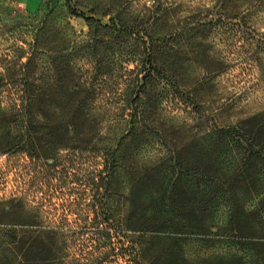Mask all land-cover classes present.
Masks as SVG:
<instances>
[{
	"label": "rangeland",
	"instance_id": "obj_1",
	"mask_svg": "<svg viewBox=\"0 0 264 264\" xmlns=\"http://www.w3.org/2000/svg\"><path fill=\"white\" fill-rule=\"evenodd\" d=\"M154 2L168 8L167 20L163 21L167 24L170 20L168 29L174 28L178 20L186 21L190 28L202 24L204 29L202 32L191 30L192 43L178 59V65L185 66L186 81L182 83L188 87L194 85L193 91L189 89L193 99L177 96L175 100L153 103L150 119H158L160 129L164 125L172 129L167 134L175 138L178 146L190 139L187 127L192 128L191 133H200L246 121H251L246 123L247 127L260 123L264 119V0H0V226L19 229L37 224L65 228L62 264L80 258L81 249L87 253L94 250L96 242L89 238L84 236L77 241L69 236L78 231L85 218L89 221L93 217L88 209L93 205L91 182L95 170L101 167L100 159L93 154L84 158L64 149L59 130L54 138L57 145L46 148V118L56 122L55 128L62 125L60 117L50 115L44 106L41 112L46 111L47 116L41 113L38 117L44 129L38 133L31 130L28 135L24 128L28 125L21 124L16 114L20 109L15 106L20 103V88L25 81L33 85L47 81V67L51 58L59 55L65 33L71 38L73 34L85 37L87 26L80 16H93L106 23L120 7L124 10L126 6L125 12H129L130 6L132 12L148 13ZM72 10L78 16L72 15ZM66 18L70 19L72 31L66 28ZM51 25L54 26L49 31L42 29ZM163 28L159 26V32ZM77 60L85 78L91 65L80 56ZM103 93L95 98L100 113L90 128L101 127L107 139H114L126 130L121 121L126 112L120 110L115 93L109 94L108 100H99ZM142 126L141 122L136 124L139 130ZM83 128L88 129L85 125ZM144 135L139 132L134 139L124 142L120 149L123 167L110 186L111 193L117 195V210L124 221V231L133 240H137L134 234L137 231L131 232L129 226L155 222L164 232L169 229L163 228V223L182 224L188 220L176 211H188V206H148V193L156 191L162 181L159 173L148 170L162 151L153 139ZM31 140L37 146L32 157L13 147L17 142L24 144ZM218 220L221 217L217 213L200 216L197 225L201 227L197 233L186 226L177 228L174 232L181 234L174 237L171 245L159 244L163 239L155 244L136 245L138 264H231L230 259L221 256L240 250L237 239H223L206 247L208 238L202 237L206 232L217 234L212 225ZM253 238L254 242L261 243L254 249V258L258 259L264 256V217L255 219ZM167 249L169 253L162 252ZM18 250L17 245L7 249L4 246L0 257H12ZM125 260L113 254L106 263L128 264ZM254 264L262 263L260 260Z\"/></svg>",
	"mask_w": 264,
	"mask_h": 264
},
{
	"label": "trees",
	"instance_id": "obj_2",
	"mask_svg": "<svg viewBox=\"0 0 264 264\" xmlns=\"http://www.w3.org/2000/svg\"><path fill=\"white\" fill-rule=\"evenodd\" d=\"M66 5L69 6L67 1ZM126 8L120 7L106 23L93 16H80L87 26L85 37L73 34L71 38L65 33L59 55L52 57L47 67V81L38 85L25 81L18 96L20 103L15 105L20 107L16 111L20 123L28 125L24 127L28 135L31 130L38 133L45 128L46 148L57 145L54 138L59 130L64 149L84 158L93 154L100 159L101 167L95 170L91 182L93 205L88 209L93 217L89 221L85 218L78 231L69 236L77 241L85 236L96 244L92 252L81 249L80 258L78 256L68 264H107L108 256L113 254L116 258L126 259L128 264H138L136 245L155 244L160 239H163L159 243L162 246L171 245L174 237L181 234L174 232L177 228L186 226L197 233L201 227L197 225L200 216L216 213L221 217L220 222L212 225L217 234L200 233L203 238H208L206 247L223 239H237L240 250L227 253L221 256L222 259H230L231 264H254L260 260L264 264V256L254 258L258 243L251 240L254 239L255 219L264 217V119L256 126L247 127L251 121H246L229 127H212L200 133H191L192 128L187 127L190 139L185 145L178 146L175 138L167 134L172 129L167 125L160 129L158 119H150V109L153 103L164 99L171 101L177 96L193 99L190 90H194V85L188 87L182 83L186 81V72L184 65H178V59L192 43L191 30L201 29L199 32H202L204 26L197 24L190 28L186 21L178 20L176 24L171 21L175 26L168 29L170 20L163 23L167 20L168 8L159 2L158 5L154 2L148 13L132 12L130 6L129 12H125ZM71 14L78 16L73 10ZM69 20L66 18V28L72 31ZM161 25L163 32H159ZM53 26L42 29L49 31ZM79 56L91 65L85 78L81 75ZM130 65L134 67L130 68ZM96 90L104 92L99 100H108L109 94L115 93L120 110L126 112L121 120L126 130L114 139H107L101 127L90 128L96 124L95 119L100 113L95 106V98L100 93ZM43 106L50 115L60 117L62 128H55L56 122L49 118H46V127L41 126L38 117L41 113L47 116L46 111L41 112ZM138 122L143 124L140 130L136 127ZM139 132L145 134L144 138L153 139L162 151L148 170L159 173L162 180L156 191L148 193V206H188V211L176 210L177 215L186 216L185 220H188L182 224L177 221L163 223L161 226L169 229L164 232L155 222L129 226L131 232L137 231L134 233L137 240H133L124 231V221L117 210V195L111 193L110 186L123 167L120 149L127 139H134ZM13 147L31 157L37 150L33 140L24 144L17 142ZM64 229L37 224L19 229L0 226V249L16 245L19 249L12 257L1 256L0 264H62L61 254L67 237ZM162 252L169 253L170 250Z\"/></svg>",
	"mask_w": 264,
	"mask_h": 264
}]
</instances>
